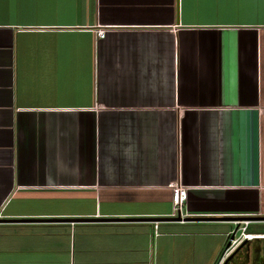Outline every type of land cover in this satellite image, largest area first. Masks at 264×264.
Returning a JSON list of instances; mask_svg holds the SVG:
<instances>
[{
  "label": "crops",
  "instance_id": "0c3cea01",
  "mask_svg": "<svg viewBox=\"0 0 264 264\" xmlns=\"http://www.w3.org/2000/svg\"><path fill=\"white\" fill-rule=\"evenodd\" d=\"M238 217L264 232V0H0V264H216Z\"/></svg>",
  "mask_w": 264,
  "mask_h": 264
},
{
  "label": "built area",
  "instance_id": "2783aa9c",
  "mask_svg": "<svg viewBox=\"0 0 264 264\" xmlns=\"http://www.w3.org/2000/svg\"><path fill=\"white\" fill-rule=\"evenodd\" d=\"M106 31L105 27H96L94 32L97 36L101 37ZM167 186L170 189L171 210L169 212L172 216H183L186 213L182 211V206L186 198V187L178 178L168 182ZM235 226L228 232L227 241L219 254L216 264H219L222 259L244 238H250L256 233H250L246 230V224L249 222L248 218L234 219ZM264 235V234H263Z\"/></svg>",
  "mask_w": 264,
  "mask_h": 264
},
{
  "label": "flooded vegetation",
  "instance_id": "af4514ba",
  "mask_svg": "<svg viewBox=\"0 0 264 264\" xmlns=\"http://www.w3.org/2000/svg\"><path fill=\"white\" fill-rule=\"evenodd\" d=\"M247 240L240 241L237 249L227 254L219 264H264V232H254Z\"/></svg>",
  "mask_w": 264,
  "mask_h": 264
},
{
  "label": "water",
  "instance_id": "95a60500",
  "mask_svg": "<svg viewBox=\"0 0 264 264\" xmlns=\"http://www.w3.org/2000/svg\"><path fill=\"white\" fill-rule=\"evenodd\" d=\"M176 218L178 217V216H175ZM242 217H245V216H242ZM258 217V216H257ZM65 219H67V220H71V219H74V218H65ZM81 219H89V218H81ZM109 219H112V218H109ZM236 219H240V217H238V218H236ZM243 240H247L246 238H244ZM242 240V241H243ZM240 244H237L231 251H230V253H232V252H234L236 249H237V247L239 246ZM230 253H228V254H230Z\"/></svg>",
  "mask_w": 264,
  "mask_h": 264
}]
</instances>
